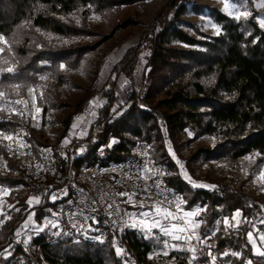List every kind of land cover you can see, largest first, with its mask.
Masks as SVG:
<instances>
[{
    "label": "trees",
    "instance_id": "trees-1",
    "mask_svg": "<svg viewBox=\"0 0 264 264\" xmlns=\"http://www.w3.org/2000/svg\"><path fill=\"white\" fill-rule=\"evenodd\" d=\"M147 1L0 0V35L10 40L13 33L18 32L20 39L11 54L19 61V78L15 81L0 79L6 83L43 85L42 116L49 109L64 107L53 98L58 89L78 90V99L67 106L71 112L61 122V137L66 135L73 117L83 113L93 97L102 100L93 122L102 124V131L96 133L90 129L84 140L72 141L67 147L57 145L56 156L82 148L77 165L90 159L109 164L122 160L134 142L145 141L150 145L151 156L167 173H175L166 174L165 182L183 195L187 208L206 206L207 211L200 217L206 218L199 229L202 237L206 231L215 230L217 219L230 218L237 209L242 211L239 219L248 218L259 232H264V224L259 223L264 219V209L252 195L227 185L209 190L191 188L184 183L161 144L159 131V126L165 129L176 151H179L180 136L187 131L192 133V140L202 136L214 138L212 149H199L188 161H242L249 168V179L254 176L259 170L257 165L264 163V157H256L255 164H249L244 157L256 152L264 154V30L255 20L258 13L247 4L244 7L250 9L251 15L236 20L215 7L192 5V12H206L220 28L219 34L211 35L181 19L187 12L185 0H165L140 32L137 44L127 47L112 66L103 86L95 89L93 79L105 56L116 52L140 23L128 10ZM26 21L31 27L21 29L19 26ZM37 28L40 32L35 31ZM49 33L51 40L47 38ZM151 43L152 50L145 54L147 91L141 97L147 109L130 104L112 118L110 112L119 83L123 78H132L141 65L140 54ZM99 50L102 56L94 61L91 56ZM84 63L93 65L92 80L89 85L80 86L72 82L70 75ZM60 64H64L66 70H61ZM45 75L49 76L47 81L39 79ZM17 125L18 121L12 118L0 123V130L14 132ZM40 136L38 133L35 138L38 143ZM109 140L112 142L107 146ZM4 145L5 141H0V157L6 160L8 171L0 172V186L10 189L12 194L17 189L30 188ZM184 166L191 174L187 162ZM40 200V204L30 207L25 202L26 197H21L16 208L19 211L11 210V219L0 225V253L6 248L11 253L7 258L0 256V264H125L126 261L127 264H172V256L177 257L175 264H187L186 259L180 257L191 256L185 252H170L168 257L150 260L149 255L157 250L155 239H144L137 229L126 232L125 257L116 255L109 235L101 246L78 241L71 235L60 237L53 230L25 234L14 241L13 237L30 214L35 213L33 220L41 223L55 213V202L49 201L48 196ZM137 208L140 207H129V213ZM218 227L220 231L208 241L218 256L217 264L222 261L246 264L249 259L253 264H264V257L255 255L247 240V232L254 231L251 224L244 223L238 230L227 232L223 223ZM195 243L198 259L193 264H207L210 257L199 255V249L204 246ZM225 250L241 252L242 256L221 258L219 254Z\"/></svg>",
    "mask_w": 264,
    "mask_h": 264
},
{
    "label": "built area",
    "instance_id": "built-area-1",
    "mask_svg": "<svg viewBox=\"0 0 264 264\" xmlns=\"http://www.w3.org/2000/svg\"><path fill=\"white\" fill-rule=\"evenodd\" d=\"M145 92L146 87L143 84L136 92L132 90L131 86L126 85L124 93L127 99L112 114L130 104L144 109L141 97ZM29 109L30 114L24 118L12 117L18 121L15 131L12 133H19L20 138L28 147L15 151L16 145L13 143V151H9L6 147L5 149L8 156L15 161L23 180L30 185L33 196H39L40 199L48 196L49 201L55 202L57 207L55 215L47 216L41 223L36 222L35 225H29L28 228L22 229L20 235H15L13 240L18 241L25 234L36 235L53 230L55 233L59 232L57 236L71 235L78 241L101 246L107 242L109 235L112 247L115 249L113 246L115 241L116 245L123 248L127 255L124 237L131 228H124L123 231H120L124 220L128 219L124 215L125 212L129 213V207H139L140 201H143L146 208L150 209L154 201L163 199V196L156 195L159 190L155 187H150L148 193L143 191L146 183L152 185V180L145 182L142 179H137L136 166L143 163L145 159H151L155 161L157 167L163 168L165 173H167L166 168L151 156L150 145L145 141L134 142L122 160L109 164H102L98 160L90 159L77 165L75 162L79 154L74 151H70L69 154L60 153L56 156L52 145L35 141L34 137L39 132L40 125L37 116H35L36 119H32L33 113L30 105ZM0 115L4 114L0 113ZM37 124L38 127L34 126ZM8 143L10 142L5 141V145ZM46 149L51 151H45ZM145 151L148 152L147 157L143 155ZM37 165H41L42 168L38 169ZM7 171V162L0 157V172L6 173ZM165 177L166 174L155 179L163 181L162 188L171 190L168 193L169 199L172 194L183 196L172 185L165 182ZM120 192L129 194L135 192L136 195L133 199L137 203L135 205L125 203L127 196L117 195ZM52 195H56L55 201L51 199ZM149 195H151V199L147 198ZM109 204L112 205L111 208L108 207ZM35 205L33 204L31 207ZM183 208L185 211H189L186 204L183 205ZM117 209H119L118 212ZM173 210H175L174 206ZM46 218L56 222L58 227L52 228L51 225L44 227ZM37 227H43L44 230L36 232L35 228ZM94 237L97 239H93ZM192 244L196 245L195 240L192 241Z\"/></svg>",
    "mask_w": 264,
    "mask_h": 264
},
{
    "label": "snow or ice",
    "instance_id": "snow-or-ice-1",
    "mask_svg": "<svg viewBox=\"0 0 264 264\" xmlns=\"http://www.w3.org/2000/svg\"><path fill=\"white\" fill-rule=\"evenodd\" d=\"M259 7H264V3H261ZM232 9H234L235 11L236 20H240L241 17L247 19L251 15V13L248 11H240L239 8H237L235 5H232ZM224 10L228 12L229 16L233 15V11L229 10L228 4H225ZM95 18L99 19V17ZM61 19H64V17H61ZM260 26L264 27V19L260 21ZM19 27L22 29L26 27H31V25L30 22L26 21ZM212 27H214L216 29L217 34H219L220 28L214 24L212 25ZM35 31L40 32V29L37 28L35 29ZM41 34L43 35V33ZM47 38L51 40L52 37L50 33L47 34ZM19 42L20 39L18 32L13 33L12 38L10 40L5 39L3 35H0V45H3L0 46V77L10 78L13 81L18 80L20 74L18 72L17 65L19 61H17L14 55L11 54H13L14 52L13 46L15 44H18ZM59 68L61 70H66V66L64 64H60ZM39 79L42 81H47L49 79V76H40ZM43 87V85L33 86L22 82L6 83L4 79H0V113L4 114L0 115V122L5 120L11 121L13 116H19L21 118H24L26 115L30 114L29 105H31V108H34L36 112H39L40 108L36 104V94L37 92H39V97L41 100H43L44 92L41 90ZM13 96H15V99H13ZM18 105L21 107H17ZM90 105L99 106L96 101H90ZM32 119H36L35 115L32 116ZM83 119V117H76V123H74L72 126L73 129H76L79 126V123L83 121ZM34 126L38 127L39 125L37 124ZM81 135H86V132H81ZM188 135L192 136V133L189 132ZM0 141L10 142L4 145L6 148H8L9 151H13V143L16 145L15 151H19V149L21 148L28 147V145L25 144L20 138L19 133L13 134L9 130H0ZM64 143H68V140L66 139ZM45 151L51 150L46 149ZM168 151L172 159L175 161L176 165L180 169L179 175H181L183 179L189 185H191L192 188H206L209 190L217 189L216 185L204 184L193 180L185 169L184 163L176 156V153L173 151L170 144L168 145ZM143 155L147 157L148 152L145 151ZM256 157H264V154L256 152L251 155L245 156L244 159L248 161L249 164H255ZM136 167L138 172L137 179H142L145 182H147L148 180H152V185H147L146 183V186L143 191L145 193H148L150 187H155L159 190L156 195L163 196V199L154 201V203L150 207V210L148 211H141L138 214L125 212L124 215L127 216L128 219L124 220L120 231H123L124 228L138 229L144 234V238L148 239L152 238L153 229H158L159 233L162 234L163 237H168L169 239H165L163 241L160 240V236L155 237L156 242L162 243L163 247L160 251H155L152 255H149L148 258L150 260L159 258L160 256L168 257L170 255V252H185L191 253V256L180 257V259H186L187 264H193V262L197 261L198 259V248L196 245L192 244V241L195 240L199 245L204 246L199 249V255L210 257V261L207 262V264H217L218 256L211 250L213 246L209 244L208 241L216 236L217 231H220V228L218 226L221 223H223L224 225L225 232H227L229 229L238 230L244 223L251 224L252 229L257 230L256 224L252 223V221L248 218H244V220L239 219V217L242 216V211L240 209H237L230 218L224 217L222 221L220 219H217L215 222L217 226L215 230L206 231L205 235L202 237L199 232V229L201 228L202 224L206 223V218L200 217H202V213L207 211L206 206L201 207L197 205L191 210L185 211L183 205L187 203L186 199L183 196L177 194H172L171 199H169L168 193L171 190L162 188L161 185L163 181L160 179H155L156 177H163L165 174L173 175L175 173H165V170L163 168L157 167L155 161L151 159H145L143 163L138 164ZM37 168L41 169L42 166L37 165ZM257 168L259 169V172L254 173L255 182L259 183L261 185L260 190L264 191V163L257 165ZM244 171L247 172V169H244ZM117 195L127 196V200L125 201V203H132L133 205L137 203V201L133 199V197L136 195L135 192L131 194H129L128 192H120L117 193ZM147 198L151 199L152 197L151 195H149ZM51 199L55 201L57 199L56 195H52ZM40 202L41 200L39 196H33L28 199L27 204L31 207L33 204H40ZM173 206L175 210H173ZM9 207L14 206L10 205ZM108 207L111 208L112 205L109 204ZM139 207L143 209L147 206L143 201H140ZM260 207L261 209H264V205H261ZM16 211H19V209H16ZM93 211H95V209H93ZM118 211L119 209H117V212ZM109 214L111 215V213ZM34 215L35 213L30 214L27 220L22 225V227L28 228L30 224L34 223ZM10 219L11 216L4 214L3 219H0V225H2L6 220ZM259 223L264 224V219H261ZM49 225H51L52 228L58 227L56 222L46 218L44 227H48ZM73 227H75V225H73ZM43 230V227L35 228L36 232H41ZM257 232L258 239L261 242V246H257V238L253 236V231L247 232V240L248 243L251 244L252 249L254 250V254L259 257H264V250H262V248H264V232H259L258 230ZM54 234L59 235V232ZM16 235L19 236L20 232L17 231ZM93 239L97 238L94 237ZM171 241L183 242V244L171 243ZM25 243H27V241H25ZM113 246L115 247L117 256L126 255L125 250L117 246L115 241L113 242ZM205 248L208 249L207 252H205ZM5 254L11 255L7 248L4 249L3 253H0V256H5V258H7ZM219 255L221 258L228 256L241 258L242 253L238 251L225 250ZM176 260V256L171 257L172 264H175ZM125 264H127V261L125 262ZM222 264H231V261H222ZM246 264H253V261L249 259L246 261Z\"/></svg>",
    "mask_w": 264,
    "mask_h": 264
},
{
    "label": "rangeland",
    "instance_id": "rangeland-1",
    "mask_svg": "<svg viewBox=\"0 0 264 264\" xmlns=\"http://www.w3.org/2000/svg\"><path fill=\"white\" fill-rule=\"evenodd\" d=\"M164 1L165 0H148L142 5H136L128 10L129 14L133 16V18L140 23L136 27V32L130 37H128L116 52L109 53L105 56V59L98 70L95 80L93 79L92 84L95 89H100L103 86L105 80L111 73L112 66L120 58V56L127 49V47L137 44L140 36V32L142 30H145L146 24L149 23L154 18L156 12L161 7ZM240 1L241 3H238V0H185L184 2L187 7V12L181 16V19L185 22L197 25L202 32L213 35L216 34L217 32L216 29L212 27L213 23L211 19L207 15H205L206 12H204V14H195L190 9L192 5H204V6L215 7L224 14L228 15V12L224 10L225 4H228L229 10L233 11V15L231 16L228 15L229 17L235 18V11L234 9H232V5H235L237 8H239L240 11L249 12V10L252 9L253 11L257 12L258 15L255 17V20L258 26L262 30H264V27L260 26V21L264 19V7H259L261 3H264V0H240ZM247 4H249L250 9L244 7V6H248ZM174 45L176 47H183V45L181 44H174ZM152 46H154L153 43L149 44L147 48L144 49L140 54L141 65L136 71L133 72L132 78H123L119 83V88L116 95L117 98L115 104L111 107L112 111L110 112V114H112L114 110H118L122 105V103L125 102V100L127 99L124 93V88L126 85L131 86L132 90L136 92L141 86V84H143L146 87V91H147V85H146L147 69H146L145 54L149 50H152ZM101 54L102 52L101 50H99L95 52L91 57L93 58L94 61H96L100 56H102ZM92 69H93V65L84 63L83 65L80 66L77 72H74L72 75H70L72 82L79 84L80 86L89 85L90 81L92 80V75H91ZM78 97H79V92L76 89H73L71 87H62L58 89V91L55 93V96L53 98H55L56 102L62 104L64 107L58 109H49L47 113L44 116H42L40 102H42L43 100L40 99L39 92H37L36 104L40 108V111L36 112V110L34 108H31L30 105L31 111L33 115L38 117L39 125H40V130L35 134L34 139L37 138L38 133H40L41 134V136L39 137L40 143L50 144L53 146V148H55L57 145L61 147H67L72 143V141L84 140L88 136L90 129H92V131L96 133L101 132L103 129L102 124L93 123L97 110L102 103V100L98 96H95L90 101H96L99 106L90 105L89 102L88 106L86 107L83 113L73 117V120L71 122L68 131L66 132V135L61 137L62 135L61 122L71 112V110L67 106L69 104H72L75 100H77ZM143 106L144 109L140 107L138 108L142 110H146L147 109L146 105L143 104ZM122 110L116 111L117 113L115 114L113 113L111 117L113 118L116 114L120 113ZM76 117H83L84 119L82 122L79 123V126L76 129H73L72 126L74 123H76L75 120ZM159 131L161 135V144L164 147L166 153L171 157L168 151V145L170 144L173 151L176 153V156L184 163V165L187 162V165L189 166L191 172V174L189 175L192 177L193 180L204 184L216 185L217 187L227 185L233 189H239L247 194L252 195L259 202L260 205H264V191L260 190L261 185L255 182L254 176L251 179H249L248 177L249 168L246 166L244 162L242 161L229 162L222 160L219 161L200 160L197 162L188 161L199 149H205V150L212 149V147L215 144L213 138L202 136L197 138L196 140H192V136H189L188 135L189 131H187L180 136L178 142L179 151H176L174 146L170 142L165 129L162 126H159ZM81 132H86V135H81ZM66 139L68 140V143L65 144L64 141ZM92 139L94 140L93 137ZM111 142L112 141L109 140L107 142V146H110ZM71 151L76 152V154H80L82 153V148H73L71 149ZM98 151H101V149ZM172 161L176 166L177 174L179 175L180 169L176 165L173 159ZM244 169H247V172H245ZM258 172L259 170L256 173ZM179 176L184 183H186L188 186L191 187V185H189L181 175ZM23 196L26 197L25 202L27 203L28 199L30 197H33V192L31 191L30 188H23V189L15 190V192L12 194L10 189L0 186V219H3L4 214H7L9 216L10 211L16 209L18 200ZM10 205L14 207H9ZM188 209L191 210L192 208H188ZM148 210L150 209L137 208L133 210L131 213L138 214L141 211H148ZM33 222L34 223L30 225L36 224L34 220ZM22 225L19 232L22 229H24ZM140 234L144 238V234L142 232H140ZM156 236H160L161 241L165 239H169L168 237H163L162 234L159 233L158 229H153L152 238L155 239ZM253 236L257 238V246H261V242L258 239L257 230L253 231ZM154 243L157 247V250L155 251H160L163 247L162 243H157L156 240L154 241ZM171 243L183 244V242H177V241H171ZM262 250H264V248H262ZM189 254L191 255V253Z\"/></svg>",
    "mask_w": 264,
    "mask_h": 264
}]
</instances>
